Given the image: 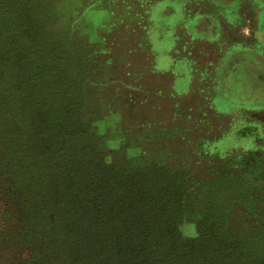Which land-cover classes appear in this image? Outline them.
Wrapping results in <instances>:
<instances>
[{
	"label": "trees",
	"instance_id": "1",
	"mask_svg": "<svg viewBox=\"0 0 264 264\" xmlns=\"http://www.w3.org/2000/svg\"><path fill=\"white\" fill-rule=\"evenodd\" d=\"M50 7L0 0V264H264L260 237L226 232L235 203L251 208L242 179L209 189L219 206H191L166 166L107 160L80 114L91 49L42 31Z\"/></svg>",
	"mask_w": 264,
	"mask_h": 264
},
{
	"label": "rangeland",
	"instance_id": "2",
	"mask_svg": "<svg viewBox=\"0 0 264 264\" xmlns=\"http://www.w3.org/2000/svg\"><path fill=\"white\" fill-rule=\"evenodd\" d=\"M30 1L36 15L51 6L42 29L48 37L61 34L66 42L91 49L87 68L80 66L75 74L85 80L80 114L103 140L107 160L166 166L184 176L191 206H219L218 194L209 189L223 179H242L240 186L248 185L251 192V208L235 203L225 220L226 232L260 237L264 247V46L255 58L243 53L235 63L224 60L216 66L213 57L195 67L170 55L180 34L176 26L181 25L180 38L187 40L197 22L186 17L179 0ZM251 1L264 6V0ZM199 34L215 38L210 30ZM139 47L156 59L140 56ZM78 51L80 57L89 56ZM156 72L166 83L151 93ZM200 73L210 81L195 89ZM179 224L185 241L198 236L197 221L186 218Z\"/></svg>",
	"mask_w": 264,
	"mask_h": 264
},
{
	"label": "crops",
	"instance_id": "3",
	"mask_svg": "<svg viewBox=\"0 0 264 264\" xmlns=\"http://www.w3.org/2000/svg\"><path fill=\"white\" fill-rule=\"evenodd\" d=\"M170 1L176 4L178 0H165V2ZM179 1L182 9L186 12V17H195L197 22L195 28L192 26L193 30L190 29L192 34L187 40L183 37L180 38V34L184 32V30H181V25L176 26L175 31L180 32V34H178V39L173 41V47L170 49L171 57L177 58V60H186L184 62H189L190 66L195 67L196 65L201 67L207 61H211L213 57H216L214 63L218 66L220 63H224V60L227 62L234 60L235 63L238 58L243 57V53H252L250 57L255 58V55H258L260 51L258 47L264 46V6L257 5L251 0ZM209 30L215 33L214 39H206L202 34H199L200 31ZM182 38L184 39L183 43L180 40ZM139 50H141L139 54L143 58L148 55L150 60L156 59L152 53L148 54L146 52L144 55L142 53L143 48L139 47ZM138 67L141 68L140 61ZM169 73L173 76L172 71H169ZM151 76L155 81L151 84L153 89H149V91H155L161 87L162 83H166L164 75H159L156 72ZM196 77V83H193L195 89H203L210 81L209 76L203 73ZM147 80L145 78L143 82L147 84ZM192 80L194 81V78ZM139 90L141 91V89ZM165 93L168 96L170 95L171 98L177 99L168 90ZM257 111L254 112L257 114Z\"/></svg>",
	"mask_w": 264,
	"mask_h": 264
}]
</instances>
